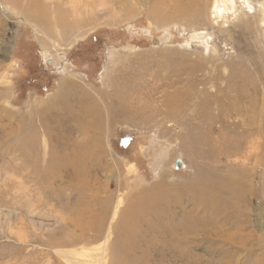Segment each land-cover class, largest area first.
<instances>
[{"label": "rangeland", "instance_id": "374dc122", "mask_svg": "<svg viewBox=\"0 0 264 264\" xmlns=\"http://www.w3.org/2000/svg\"><path fill=\"white\" fill-rule=\"evenodd\" d=\"M213 3L0 0V264H263L264 0Z\"/></svg>", "mask_w": 264, "mask_h": 264}, {"label": "bare ground", "instance_id": "6f19581e", "mask_svg": "<svg viewBox=\"0 0 264 264\" xmlns=\"http://www.w3.org/2000/svg\"><path fill=\"white\" fill-rule=\"evenodd\" d=\"M6 1H10L11 2V0H6ZM225 1V0H224ZM228 1H231V0H228ZM246 1V0H245ZM227 2V1H226ZM229 3V2H228ZM216 4H217V0H214V3H213V9L215 8V6H216ZM34 7H37L38 8V5H37V2L35 3V2H29V4H28V6H27V8L30 10V9H33ZM27 8H23V9H21V12L27 17V19L29 20V21H34V20H36V16L32 19L31 17H30V14H27V12H25L24 11V9H27ZM218 8V7H217ZM216 9V8H215ZM214 9V10H215ZM213 10V11H214ZM219 10V9H218ZM215 12V11H214ZM218 12V11H217ZM220 12V11H219ZM221 14V13H220ZM39 22H41L42 20H38ZM35 22V21H34ZM264 22V21H263ZM93 128V129H92ZM86 130H90V132H92V131H94L95 129H94V127H86L85 128ZM92 129V130H91ZM89 132V133H90ZM96 132H98L97 131V129H96ZM93 133V132H92ZM99 134V133H98ZM256 246V245H255ZM262 258H264V256L262 257ZM260 259L259 261L260 262H263V264H264V259Z\"/></svg>", "mask_w": 264, "mask_h": 264}, {"label": "water", "instance_id": "95a60500", "mask_svg": "<svg viewBox=\"0 0 264 264\" xmlns=\"http://www.w3.org/2000/svg\"><path fill=\"white\" fill-rule=\"evenodd\" d=\"M127 30V29H126ZM128 31V30H127ZM180 164H181V160L180 159H178V160H176V162H175V168L176 169H179L180 168Z\"/></svg>", "mask_w": 264, "mask_h": 264}]
</instances>
